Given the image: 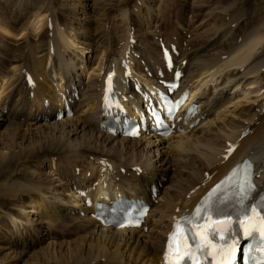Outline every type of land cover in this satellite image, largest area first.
I'll list each match as a JSON object with an SVG mask.
<instances>
[{"label": "bare ground", "instance_id": "obj_1", "mask_svg": "<svg viewBox=\"0 0 264 264\" xmlns=\"http://www.w3.org/2000/svg\"><path fill=\"white\" fill-rule=\"evenodd\" d=\"M8 1L9 6L19 2ZM62 1L68 14L64 23L44 21L41 14L32 21L48 43L44 53L36 56L31 48L24 65L17 67L11 65L15 54L1 52L8 64L0 71V149L8 134L46 132L58 136L54 145L60 155L45 159L42 171L32 175L34 181H19L13 172L2 183L10 227L0 229V264H165L177 222L232 167L251 160L258 187L264 189L262 26L242 28L238 41L237 20L221 15L217 5L204 10L184 48L190 31L183 29L179 45L172 29L163 30L168 7L162 4L160 11V0H132L122 8L112 0ZM186 5L191 26L202 5L198 0ZM107 24L121 28L120 34L115 31V44H109ZM0 30L14 50L29 45L36 32ZM164 48L172 55V68ZM177 70L183 76L175 97L187 92V99L171 135L153 129L136 138L108 132L110 123L120 126L125 118L149 117L145 96L155 102L153 91L165 90L161 82L173 81ZM108 78L122 108H105ZM188 106L195 111L186 117ZM8 121L17 126L15 131L7 132ZM23 155L7 151L1 162L10 169ZM174 164L177 174L170 171ZM22 174L31 175L28 170ZM119 198L150 206L140 227L107 226L95 218L98 203L112 205ZM68 228L79 236L52 241L63 230L73 232ZM42 243L46 247L40 249Z\"/></svg>", "mask_w": 264, "mask_h": 264}, {"label": "rangeland", "instance_id": "obj_2", "mask_svg": "<svg viewBox=\"0 0 264 264\" xmlns=\"http://www.w3.org/2000/svg\"><path fill=\"white\" fill-rule=\"evenodd\" d=\"M188 1L189 0H160V5H159L160 11L162 9V4H165L163 6L168 7V11L166 13V18L164 19L165 21H163L161 27L163 28L164 31H168L169 29H172L173 32H175V34H176V35H174V39L176 38L175 40H177L178 42L181 40V37L183 35H185L186 29L190 31V32H188V34L186 36L188 38V39L186 38V41L188 42V40L190 39V36L192 35L191 30L194 29L195 26H198L202 22V19L204 18L203 16H205L204 10L206 13L208 10L209 11L212 10L211 8H213L217 5L220 7V10H221L220 14L221 15H223L224 17L226 15H227V17L231 16L230 19L237 20L236 25L238 27L237 28L238 31H236V32L237 33L239 32V33L236 34L235 38H237V36L239 35L238 41L242 39L241 38L242 36L240 35V34H242L241 33V31L243 30L242 28H244V29L249 28V27L253 28V26L255 27L256 25L257 26L261 25L262 29H263V30L262 29L261 30H262V32H264V0H198L199 3L204 7L201 6L200 8L196 9V13L193 16L195 21L193 22V24H191V26H190V21L188 19L189 17L187 16V5L186 4ZM8 2H9L8 0H0V27H4V28L8 29L11 33H14V32L22 33V32H24V30L26 28H28V30L32 29L33 32L36 31L35 32L36 34L34 33V36H33L34 40L31 39L32 42L30 41L29 45L24 43V44L19 46L20 49L17 47L14 50L12 44L9 43L10 42L9 37L6 34L3 35V33H4L3 30L2 31L0 30L1 32H3V33L0 32V35H1V37H0V45H1L0 46V50H1L0 51V71L6 67V63L8 64V62H6V60H4L2 58V53H4V52L5 53L10 52V55L15 54L16 55L15 60L11 65H15L17 67H22L21 65H24L23 63H25V61L23 59H25L27 54H30L31 48H33V51L32 50L31 51L36 56L41 54V53H44L46 51V49L48 47V43H46L44 35L40 32L39 29H37L38 26H35L34 22L32 23V21L34 20L36 15L41 14L40 19H42L44 21L51 20V18H53L52 20L55 21V23H57V24L64 23L65 18H67V15H68L66 11H62L63 10V1L61 2V0H27V1L26 0H23V1L19 0V2H17L18 4L15 3L17 5H11V6H9L10 2L9 3ZM112 2H113L112 4L118 5V8H122L123 5L130 7L132 4V0H124V1L112 0ZM167 4H169V5H167ZM22 8H27L28 11L26 10L24 12L25 14L19 13ZM183 22H184V24H183ZM31 24H32V26H30ZM107 26H109L107 29V32H106V34H108L107 36H108L109 44L117 43V41H118L117 35L121 33V32H119V31H121V28H118L116 26V28H117L116 29L115 26H113L112 24L111 25L107 24ZM176 26H178V27H176ZM112 27H113V29H110ZM23 28H24V30H23ZM183 29H185V30H183ZM109 31H110V33H109ZM115 31L118 32L117 35H116ZM111 33H112V35H111ZM114 34H115V36H114ZM178 35H180V36H178ZM110 37H111V39L109 40ZM178 37H180V38H178ZM35 38H37V39H35ZM6 41H8V42H6ZM34 41H35V44L33 43ZM161 42L164 43V41H161ZM185 44H187V45H186V47L184 46V48H187L188 46H190L189 42L185 43ZM179 45H180V42H179ZM157 47L159 49L158 45H157ZM34 51H35V53H34ZM1 59L4 60L5 62L2 61ZM2 63L4 64V66ZM18 119H19V122H23L22 119L17 118V120ZM12 120L13 119H11V121ZM11 121H8L5 123L4 127L9 129L7 132H10V131L13 132V130L15 131V129L17 128L16 125L11 124ZM20 130H21V128H20ZM26 135L27 134L24 133V131L23 132L19 131V134H16V135H9L8 134L5 146H2V148L0 149V162L1 161L3 162V159L5 158L7 151H10V152L22 151L24 153L23 157L18 162H16V164H13L10 169H8V168L6 169V163L1 162L2 166L5 167V168L2 167L3 168V175H0L1 190L3 189L2 183L4 185L5 182L8 181L6 178L7 174H13V172H14V177L18 178L17 180H19V181L28 180V179H31L34 181L36 179L35 177L37 176V174L42 171L43 163L46 161L45 159H53V158H56L57 155L58 156L60 155V151L58 149V146L54 145L55 144L54 142L56 141L55 137H58L56 134H55V137H51L50 135H47L46 132L45 133L30 132V133H28L27 136ZM24 170H28L31 173V175L27 174V176L25 177V175L22 174ZM178 170H179L178 165L174 164L170 167V171L175 172V174H177ZM34 174H35V177L32 176ZM28 175H29V177H28ZM159 182L161 184H163L162 181H159ZM1 190H0V192H1ZM5 208L6 209L8 208V200L0 195V229H3V230L9 229V227H10L9 221L6 218L7 210ZM68 229H73V228H68ZM66 231L68 233H66ZM74 231L75 230L73 229V232ZM69 232H70V230L66 229V230H63L62 233L61 232L59 234L57 233L56 235L53 236L54 240L52 239V241L59 242V243L66 242V241L69 242V241L74 240L73 238H75V237L77 238L79 236V235H77L78 233L76 231L74 233L72 232V230L70 233ZM61 235H63V236H61ZM73 235H75V236H73ZM45 244L46 243H42L38 247L40 249L45 248L46 247ZM43 245H45V246H43ZM39 248H37V249H39ZM24 258H27V257H24Z\"/></svg>", "mask_w": 264, "mask_h": 264}, {"label": "snow or ice", "instance_id": "obj_3", "mask_svg": "<svg viewBox=\"0 0 264 264\" xmlns=\"http://www.w3.org/2000/svg\"><path fill=\"white\" fill-rule=\"evenodd\" d=\"M244 184L247 185V189H251L253 188V186L247 182V180H245ZM244 184H241L240 185V192L243 193V196H242V202H243V199L246 198L248 196V191L247 189L245 188ZM257 207L260 208V211L261 213H264V199H262L260 205H252L251 207V211L252 212H255ZM212 210V206L210 205L209 207L205 208V211L208 212V211H211ZM199 211V209H198ZM249 210L248 209H245V216H247V212ZM226 219H231V217H226ZM261 219L264 220V216H261ZM224 229L223 228H216V227H212L211 228V231L207 234H201L200 236V240H201V247L203 248L205 245H208L209 247L212 246V243H211V240L208 239V236L209 235H212L213 238H215V235H218L220 232H223ZM237 245L239 244V240L236 241ZM179 250V245L177 247V251ZM199 250V249H198ZM205 251L207 252V249H205ZM209 264H211V261H209Z\"/></svg>", "mask_w": 264, "mask_h": 264}]
</instances>
